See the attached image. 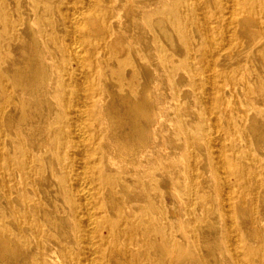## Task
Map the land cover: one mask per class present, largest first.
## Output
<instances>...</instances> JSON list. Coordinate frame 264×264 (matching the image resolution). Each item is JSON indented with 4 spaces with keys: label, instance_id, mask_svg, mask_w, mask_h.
<instances>
[{
    "label": "bare ground",
    "instance_id": "6f19581e",
    "mask_svg": "<svg viewBox=\"0 0 264 264\" xmlns=\"http://www.w3.org/2000/svg\"><path fill=\"white\" fill-rule=\"evenodd\" d=\"M0 24V264H264V0H0ZM166 143L178 238L126 190Z\"/></svg>",
    "mask_w": 264,
    "mask_h": 264
},
{
    "label": "rangeland",
    "instance_id": "374dc122",
    "mask_svg": "<svg viewBox=\"0 0 264 264\" xmlns=\"http://www.w3.org/2000/svg\"><path fill=\"white\" fill-rule=\"evenodd\" d=\"M201 2L203 4H207V0H201ZM48 16L49 15L46 13L42 14L39 17V19H37V20L40 21V19H46ZM0 27H1V24H0ZM97 27H99V25H98V23H95L93 25L92 31L97 30ZM189 34L193 39H196L197 37L200 36V30L197 29L196 27H189ZM171 36L174 40V44L177 45L178 41L172 32H171ZM164 44L166 46H168L167 43H164ZM175 81L176 80H173V82H175ZM170 88H171V85H168V84L166 86H163V89L167 90L168 92H170ZM189 94L192 95L191 92ZM230 95H231V93L227 94L226 96L229 97ZM232 95H233V97L230 98V99H232L231 100L232 106H233L232 111L235 114H237L239 111L241 112V110L247 106V102H244L241 100L242 99L241 95H239V93L236 90H234ZM202 109H203L202 105H196L195 103L191 104L188 107V110L191 111L192 113L195 111L196 112L202 111ZM169 113H172V112L170 111ZM198 122L200 123L202 121L198 120ZM213 135L215 137L216 133H214ZM208 136H210V135H208ZM176 140L182 141V137L178 136ZM202 149L204 150V148H202ZM166 150H167V152H165V153H162L161 151H158V153L152 152L148 156V161L146 162V164L144 166V170H145L144 173L145 174H144V176H142L140 178V184H139L138 189L133 190L131 188V183L129 182L130 177H129V175L125 174L126 181L128 182L127 186H126V190H127L128 195H130V196L134 195V198L136 197V199H138L139 198L138 195L141 194V197H142L141 200L144 202L143 207H144L146 213H149L150 215H152V214L155 215V213L152 211L153 209L156 210V213L158 212V229H159V227L162 226L160 223L162 220H165V222H170L171 228H172L173 232L176 233V236L178 238V235H177V229H178L177 219L174 217H169V211L170 210H176L177 204H176V201L174 200L173 194L178 193L180 195L182 193V191L176 186V184L169 177L174 176L175 172H177V167H174V166H176L174 163L180 161V157L182 156V150H179V149L176 150L174 148V144L172 145V143H166ZM207 153H208V150H206V152L204 154H207ZM200 172H202L203 174L205 173L203 169H200ZM167 174H168V176H167ZM211 177H212V179H214L215 174H211ZM182 180L184 181L185 178L183 177ZM143 194H145V197L142 196ZM124 195L125 194L122 190H117V189L113 190L112 195L110 197L111 198L110 201H112L115 204L116 208H121L122 206H125L126 201L124 200ZM217 199H219V197H217ZM53 201L57 202L59 200H58V198H54ZM152 202H154V203H152ZM129 203H130V205H132L133 203H136V202L130 200ZM149 203L152 204V206H153L152 210H151V206L149 207V205H148ZM196 207H197V204H196V202H194L192 209L195 210ZM113 219H115V217L112 218V220ZM189 222H190V220H189ZM189 226L191 227V224ZM202 226H204V225L202 224ZM190 227H189L188 231L190 230ZM167 245H168V248H170L172 246V243L168 242ZM121 252H122V249L120 248L117 255H120ZM159 253L160 252L158 250V255H159ZM117 258L121 260V264H126V260H124L123 258H120V256Z\"/></svg>",
    "mask_w": 264,
    "mask_h": 264
}]
</instances>
